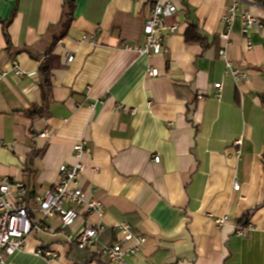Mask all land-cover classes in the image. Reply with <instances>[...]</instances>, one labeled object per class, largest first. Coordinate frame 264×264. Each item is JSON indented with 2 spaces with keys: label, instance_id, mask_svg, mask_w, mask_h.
Returning <instances> with one entry per match:
<instances>
[{
  "label": "crops",
  "instance_id": "obj_1",
  "mask_svg": "<svg viewBox=\"0 0 264 264\" xmlns=\"http://www.w3.org/2000/svg\"><path fill=\"white\" fill-rule=\"evenodd\" d=\"M163 1L176 5L167 25L178 30L162 53L147 56L126 46L143 45L150 0H75L73 22L55 44L65 0H0V180L25 183L38 221L37 196L56 185L60 165L77 162L73 146L83 142L80 185L103 203L104 216L77 221L69 232L107 225L96 246L80 250L52 216L49 231L32 233L27 249L4 264H97L91 257L118 240L113 226L124 221L146 238L126 264H264V0H239L228 40L222 17L234 0ZM243 11L263 25L251 30L250 50ZM191 24L207 46L185 41ZM223 48L246 74L238 86L224 75ZM15 63L23 75L14 74ZM247 211L253 228L240 237L236 221ZM222 216L227 223L216 227ZM38 249L57 257H39Z\"/></svg>",
  "mask_w": 264,
  "mask_h": 264
},
{
  "label": "built area",
  "instance_id": "obj_2",
  "mask_svg": "<svg viewBox=\"0 0 264 264\" xmlns=\"http://www.w3.org/2000/svg\"><path fill=\"white\" fill-rule=\"evenodd\" d=\"M238 2L239 0H234L227 14L222 17L226 27V32L222 34L225 40H228L235 17L238 15ZM150 3V13L143 28L145 34L143 45L126 46V50L134 51L138 55L157 56L166 49L165 39L178 30L176 25H167L168 18L177 11V7L171 2H164L163 0H150ZM240 18L246 49L250 50L252 47L249 39L251 30L254 27L262 28L263 25L250 12H241ZM82 40L92 44L95 42L93 36H83ZM219 54L224 58V75L234 80L237 86L244 82L246 74L232 64L226 49L220 50ZM72 59L73 56L67 57L68 62H72ZM13 71L16 76L23 75V71L16 63L13 66ZM148 74L156 77L158 70L150 68ZM213 87L215 88L214 96L220 99L222 97V83H214ZM200 99H202L201 96ZM234 145H240V141L234 142ZM73 153H75L77 162L60 165L56 185L47 189L43 195L37 196L40 214L38 221L33 220L31 216L32 210L27 204L28 189L25 183L12 177H3L0 180V263L4 264L8 256L26 250L27 240L32 233L49 231L45 221L52 216L59 217L61 220L60 231L67 236L70 243H74L80 248L94 247L99 237L107 229L104 222H98V224L85 225L75 234L69 232V229L77 221L84 220L91 215H98L100 218L104 216L103 203L94 195H89V192L80 185L79 179L83 172L81 160L85 154L83 142L73 146ZM153 160L158 162L159 157L154 156ZM234 186L238 187L236 183ZM227 221L228 217L222 216L217 217L214 223L216 227H222ZM252 228L253 226L250 224L244 227L237 226L235 234L240 237L248 236ZM113 229L117 232L118 240L111 245L104 246L101 253L110 263L126 264L127 258L139 253L146 238L141 234L135 235L127 221L114 225ZM34 252L37 256L48 260L57 257L51 249H38Z\"/></svg>",
  "mask_w": 264,
  "mask_h": 264
},
{
  "label": "trees",
  "instance_id": "obj_3",
  "mask_svg": "<svg viewBox=\"0 0 264 264\" xmlns=\"http://www.w3.org/2000/svg\"><path fill=\"white\" fill-rule=\"evenodd\" d=\"M65 7H67L65 13H64V22L62 24L63 26V31L62 33H60V36H55L54 40H53V44H55L56 42H58L59 40H61L64 36H66L68 29L70 28L72 22H73V14H74V10H75V0H65L64 2ZM9 26V23L7 22L4 26V37H6V40L8 42V45L10 46V37L8 36L7 33V28ZM185 41L188 43H200L201 45H203L204 47L207 46L206 45V37L201 33V31L199 30V28H197V26L194 25H189L187 31L185 32ZM262 74L264 77V66L262 67ZM51 67L49 65V62H45L44 64H42V66L40 67V75L42 76V80H41V84L40 87L43 90V93L45 94V97L47 98L48 95L50 94L52 88H51ZM263 103H264V98H263ZM32 115L34 116H39L38 113H34V111H32ZM252 216V212L247 211V213L244 214V216H242L239 220L236 221V225L237 226H247L250 222ZM76 245V244H75ZM96 246V245H95ZM76 247L80 250H85L80 248L79 246L76 245ZM102 256L101 250H99V252L95 255H93L91 257V259H94L97 261V264H106L102 258H100Z\"/></svg>",
  "mask_w": 264,
  "mask_h": 264
}]
</instances>
